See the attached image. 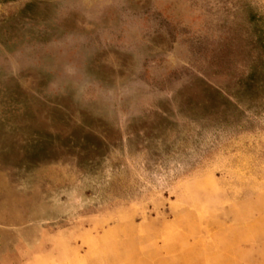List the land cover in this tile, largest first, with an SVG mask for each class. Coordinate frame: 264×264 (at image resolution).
I'll list each match as a JSON object with an SVG mask.
<instances>
[{"label":"rangeland","instance_id":"rangeland-1","mask_svg":"<svg viewBox=\"0 0 264 264\" xmlns=\"http://www.w3.org/2000/svg\"><path fill=\"white\" fill-rule=\"evenodd\" d=\"M264 264V0L0 1V264Z\"/></svg>","mask_w":264,"mask_h":264},{"label":"flooded vegetation","instance_id":"flooded-vegetation-1","mask_svg":"<svg viewBox=\"0 0 264 264\" xmlns=\"http://www.w3.org/2000/svg\"><path fill=\"white\" fill-rule=\"evenodd\" d=\"M1 2L3 1V2H5V1H13V0H0Z\"/></svg>","mask_w":264,"mask_h":264},{"label":"crops","instance_id":"crops-1","mask_svg":"<svg viewBox=\"0 0 264 264\" xmlns=\"http://www.w3.org/2000/svg\"><path fill=\"white\" fill-rule=\"evenodd\" d=\"M260 264H262V263H260Z\"/></svg>","mask_w":264,"mask_h":264}]
</instances>
